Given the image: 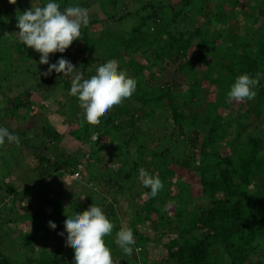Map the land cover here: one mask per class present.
Listing matches in <instances>:
<instances>
[{"label": "trees", "instance_id": "16d2710c", "mask_svg": "<svg viewBox=\"0 0 264 264\" xmlns=\"http://www.w3.org/2000/svg\"><path fill=\"white\" fill-rule=\"evenodd\" d=\"M111 1L113 2L114 0ZM209 4L212 6L213 12L210 17L213 20L219 19L224 14H227V16L219 21L215 20V22L207 17V21L210 24L209 29L205 26L190 27L175 35L168 30V27L164 26L166 23L161 22L163 16L160 11L158 12L161 7L159 9L157 7L156 9V6L148 4L140 7V10L135 9L132 12L126 11L117 15V18L120 19L124 15L138 13L142 10L143 13L139 12L141 14L140 24L132 28L128 36L117 35L114 38L115 43L112 45L113 49L112 46H105L107 49L106 56L114 58L118 57L120 51L123 53L126 51L135 53L140 48L145 51L149 50L152 54L151 59L158 67V72H163L167 68L165 71L166 75L169 74V69H172L173 73H175L178 70L181 71L190 62L204 63L202 78H193L190 82L191 88L184 95V97H192L197 94L198 88L202 87V83L205 82L209 85V89L204 91L202 95V97L207 99L206 108L200 114V118L194 119L196 113L190 115L177 110V103L178 100H181L182 95L178 88V83L176 81L174 82V74L170 76V80H157V77L153 76V74L148 75V79L154 78L153 82H156V84L148 87L147 91L141 92L140 83L144 85L146 83V80L142 81L139 79V74L143 66L137 63L134 60V56L131 55L124 62V65L133 70V74L129 77L137 81V88L134 94L121 105L111 109L106 116L101 117L100 124L95 126L89 125L84 117L82 120H77L72 129L68 131V134L70 133L81 139L84 138L81 136L87 138L90 134H95V144L97 146L101 145L100 138L105 137L108 138L107 140L111 138L112 140L110 139L108 144L105 143L103 145L115 144L113 145L115 148H120L127 155H130L127 146L134 145L132 150L134 158L142 154L144 148L147 154L146 157L152 165L154 176L158 175L163 181V185L170 184V181L167 180L168 177H174V175L184 177L186 186H188L186 197H188L190 203L189 206L176 210L173 213L174 219L172 221L175 223V226L177 225L180 235L178 237L168 238L162 242L153 240L151 235H161V229L171 221H167L165 218V222L164 220L161 221L162 215L164 214L161 208L159 209L150 205L149 209H146V206H148L147 201L161 198V196L157 195L155 198H152L149 188H145L142 182H140L142 187H144V193L149 195H147L148 199L146 196L144 199L135 198V203L138 205V210L143 212V219L151 221L153 218L150 213L152 212L156 224L143 231L140 227L141 217L138 213L135 216L133 224L128 228L132 229L135 238V244L132 247L143 246L144 248H142L143 253H141V257L147 254L150 249H153L155 256L157 255L156 261L150 264H221V260L226 261L227 263L225 264H245L255 252L258 241L261 240L264 245V139L255 131H251L246 133L242 143H238L237 137L241 125L237 124L234 132L229 135L226 132V127L230 120H228L227 124L222 123L220 121L221 115L218 113L219 108L222 113L229 109L231 101L227 93L230 91L237 76L247 73L255 78L256 74L260 72L259 65L264 57V45L259 40L261 38L248 39L237 35L236 43H233V47V44L231 46L226 45L222 49H216L214 47L218 31L217 27L223 20L224 22L230 20L237 23L238 29L243 30L247 28L246 25L249 23L250 25L254 24L256 18L249 12L252 6L249 4V0H175L174 4L164 7L170 13L169 23L178 20L179 14L188 16L193 22L194 16H198L204 12L206 7H210ZM44 5L46 4L40 1L37 6ZM8 6H16L23 13V0H17L16 4L9 3ZM237 6H239L241 12L235 13L234 19L231 20V17L229 18L230 12L228 11ZM6 7L3 9L0 7V34L4 30H7V28L10 29L12 27L8 24L9 21L6 22V19L3 18V15L7 12ZM258 11L263 16L261 5H258ZM204 17L206 18V16ZM144 25H147L146 29L141 30ZM87 27H82V44L77 48V51L86 58L80 59L82 67L96 60H105L98 51V45L101 43L96 42V39L89 36ZM191 47H194L192 52L189 51ZM2 49H5V47L0 44V50ZM11 49L13 52L16 50L15 52L17 53L11 56L7 54L9 60L5 62L7 63L6 65L3 63L5 72L0 73V90H3L2 81L5 78V74L9 78L13 71L6 69L14 64L16 60L21 61L22 57L28 54L27 49H29V52L33 50L27 48V46L17 39ZM6 50H9V48ZM204 50L209 51L207 53L205 52V54H210L211 56L215 53V55L205 61L202 56ZM2 57L3 55H0V59ZM184 59L189 60H187V63H184L185 61H181ZM35 65H39L37 70L26 69L24 73L25 75L30 74L34 78L38 75V78H35V85L30 86L23 83V89L14 94L10 100L5 96L4 101L6 104L4 107H0V116H4L7 113L15 114V112L21 111L22 115L25 113L29 118H33L37 112V107L31 102V95L38 90L48 91V89L54 88L60 82V78L52 73L50 75H40L42 66L46 70L48 69L45 67L46 65L40 63ZM119 69L122 70L121 67ZM260 78L264 81V77L261 76ZM258 85V94L264 100V87L261 86L260 80ZM210 87L213 88L210 89ZM62 88L70 93V87L65 88L63 84ZM3 96V91H1L0 97ZM73 98L79 103L77 97L73 96ZM260 98L257 97L255 99L254 106L261 104L262 101ZM163 100L175 121L173 127L179 125L178 128L181 129V122H186L188 119L195 120L198 124V128H191L184 135V145L191 149L193 154H197L200 157L207 154L213 156L219 155V161L215 164L216 171L208 177L205 174L209 171L211 172L210 168H205L200 165L199 169H189L184 165H178L171 160H167L166 154L168 148L165 147L162 150H157L156 141H149L148 145L144 147L135 145L132 132L134 129H137V121L143 120L150 122L155 112L163 107ZM135 104H138V106ZM61 106L65 107V114L70 113L71 108L68 107L66 102L61 103ZM80 111L84 116L82 108ZM2 127L7 128L9 132L15 134L7 125H3ZM77 133L80 136H77ZM125 134H127L126 138ZM38 137H48L57 140L61 136L60 133L53 129L50 123L45 122L40 128ZM44 142L45 140L42 139L41 143L44 144ZM5 143H8L7 140ZM117 143L119 144L117 145ZM217 144H221L220 150L217 149ZM20 145H23V147L32 146L29 145L28 138L20 140ZM30 155L36 157L40 168L41 164L46 165V168L40 169L41 177L46 173L48 166H53L57 170L61 168L66 169L70 172L75 171L76 168L75 166L69 167L65 160L59 162L53 159L50 160L45 155L40 154L39 151ZM130 164L135 172V176L138 175L139 171L133 159H131ZM142 165L146 166V160H143ZM194 173L196 174L195 177ZM193 177L194 179H192ZM104 182L111 184L108 178ZM106 187L109 188V186ZM116 187L122 190L121 187L117 185ZM4 191L7 194L11 193V190L6 187ZM106 191L109 193L108 189H105ZM12 195L13 199L16 198L15 193H12ZM173 195L175 197L180 196L179 190ZM196 198H203L205 202L195 205L193 201ZM112 199H115V195H112ZM98 203L96 205L102 208L107 217H111L110 219L112 221L117 222L116 207L112 203L106 205L101 202ZM92 204L95 203H89L88 206ZM42 207L47 209L48 202H44ZM24 208L29 209V204L25 205ZM2 209L3 207L0 210V218L3 216L10 218L7 216V212L3 213ZM39 211V214L43 217V210L40 209ZM19 216L17 214L14 218L4 222H6L5 224L9 222L14 224L19 219ZM24 218L25 216L21 217V220ZM0 223L3 224V220H0ZM31 228L28 231L22 230L20 232L21 234L15 238V240L18 239L19 241L16 240L17 243L27 251V255L25 256L27 258L22 257L25 264H74V249L70 247V250H67L66 244L63 242L57 245L53 244L55 251H48V254L44 253V250H35L34 245L36 242L31 235L26 234L27 232L29 234L33 232ZM118 231V226H115L113 228L114 233L109 235L111 247L118 246L115 243V239H112L113 234L116 237ZM59 233H64V235H60ZM2 234L4 236V233ZM44 237L48 238V243H53L54 239H64L67 237V233L62 224L56 227L55 230L48 226V235H44ZM36 246L39 247L42 245L40 243V245ZM214 249L216 253L212 255L211 252ZM137 256L139 254L133 252L131 258L138 261ZM14 258L13 250L11 252L8 251L6 246L3 247L0 243V264H18V261ZM261 261L262 259H258L253 263L260 264ZM119 264H127V262Z\"/></svg>", "mask_w": 264, "mask_h": 264}, {"label": "rangeland", "instance_id": "374dc122", "mask_svg": "<svg viewBox=\"0 0 264 264\" xmlns=\"http://www.w3.org/2000/svg\"><path fill=\"white\" fill-rule=\"evenodd\" d=\"M40 1L44 4L49 2V0H23V12L32 7H37ZM53 2L60 4L61 11L68 5H80L88 9L90 22L87 31L90 37L96 39V42L101 43L98 45V51L105 60H96L82 67L80 59L84 57L77 51V48L82 44V40L78 39L74 41L64 53L50 54V64L56 63L60 58H65L75 66V71L70 76H64L63 73L58 74L53 71L52 74L60 78V82L57 83V86L48 89V91L38 90L31 95V102L37 107V112L34 117L29 118L25 113L22 115L21 111H17L15 114L7 113L4 116H0V127L7 125V127H10L11 130L15 132L14 135L19 136L20 140L28 138L29 145H32L31 147H23V145L20 144L17 146L16 144L5 143L3 146H0V210L1 207H3V213L7 212V216L10 217L7 218L3 216L0 220H3V224H5L6 222L4 221L14 218L17 214L20 215L19 219L14 224L9 222L3 225L0 223V243L3 247L6 246L8 251L11 252L13 250L14 259L18 261V264H25L22 257L27 255V251L17 243L18 239H16L17 241L15 240V238L21 234L20 232L22 230L28 231L32 227L31 229L33 232L31 234L27 232L26 234L31 235L36 242L34 245L35 250H44L46 254H48V251L54 252V245L60 244L61 242L66 244L67 237L64 239L57 238L53 240V243H48V238L44 237V235H48V222L53 221L57 227L61 226V224L64 225L67 215L71 216L77 212L87 210L89 203L92 202H94L95 205L99 204L98 202L104 205L112 203L113 206L116 207L117 217H115L117 218V222L112 221L110 219L111 217L108 218L114 224V227L118 226L119 230L122 227H130L138 213L141 217L140 227L143 231L156 224L152 212L150 215L153 219L151 221L144 220L143 212L138 210V205L135 203L137 198L144 199L146 195L144 193V187L140 184L142 180L139 174L135 176V172L131 168V159L135 161L138 171L143 167L149 175L154 176L152 165L146 157L147 154L144 148V152L134 158L132 155L134 145L127 146L130 152V155H127L124 151L120 150V148H115V146H113L115 144L111 145L110 143V145H103L105 143L108 144L111 138L109 140L105 137L100 138L101 145L97 146L95 144V134H90L87 138L81 136L84 137L83 139L70 133L68 134V131L72 129L75 122L77 120H82L84 116L80 111L81 107L79 103L76 102L73 96L70 95L66 89L62 88V86L64 84L65 88H71L72 80L77 74L81 75L83 79H90L91 76L96 74L98 66L111 59L117 60L119 67H121L122 70H126L128 76H131L133 70L124 65V62L132 55L134 56V60L143 66L139 74V79L142 81L146 80V83L145 85L140 83L141 92L147 91L148 87L156 84V82H153L154 78L148 79V75L153 74V76L157 77V80H170V76L174 74V82L176 81L178 83V88L180 89L182 97H184L185 93L191 88L190 82L193 78H202L204 63L189 61L190 63L184 66L181 71L178 70V72L173 73V70L169 69V74L166 75L165 71L167 68L163 70V72H158V67L151 59L152 54L149 50L145 51L140 48L135 53L133 52L134 54L129 51L125 53L120 51L118 57H107V49L105 46L111 47L115 43L114 38L117 35L128 36L131 29L140 24L141 14L139 12L143 13V11L141 10L138 13L124 15L120 19L117 18V15L126 11L132 12L135 9L140 10V7L148 4L156 6V9L157 7L158 9L161 7L160 10H158L163 16L162 19L160 18L161 22L166 23L164 26L168 27V30L174 35L190 27L205 26L209 29L210 24L209 21H207V17L213 22L216 20L210 17L213 11L211 4H209L210 7H206L204 12L198 16H194L193 22L188 16L186 17L179 14L178 20L169 23L170 13L164 6L174 4L175 0H114L113 2L111 0H53ZM249 4L252 6L249 12L256 18L254 24L250 25L249 23L246 25L247 28L243 30L238 29L237 23L230 20L224 22L223 20L217 27V37L214 42V47L216 49H222L226 45L231 46L233 43L235 44L237 35L248 39L256 37L258 39L261 38L259 40L264 45V0H249ZM8 5L9 0H0L1 9L7 6V12L3 15V18L6 19V22L9 21L8 24L12 26L10 29L7 28V30H4L0 34V44L5 47V49L0 50V55H3L2 59H0V73L5 72L3 63L6 65L7 63L5 62L9 60V56L17 53L15 52L16 50L13 52L11 48L15 40H19L17 17H19L22 12H20L16 6L9 7ZM258 5L262 6L263 16L259 14ZM228 12H230L229 18L231 17V20H233L235 13H240L241 9L237 6L230 9ZM204 16H206V18ZM226 16L227 14H224L217 20L219 21ZM146 26H142L141 30H145ZM8 48L9 50H6ZM193 48L194 47H191L189 51L192 52ZM31 51L32 52H29V49H27L28 54L22 57L21 61L16 60L14 64L6 69L13 70L9 78L6 77V74L5 78L2 76L4 78L2 81L3 90H0V92L3 91L4 96L0 97V107H4L6 104L4 101L5 96L10 100L14 94L23 89V83L30 86L35 85V78H38V75L34 78L30 74H24L26 69L37 70L39 66L35 64L39 63L40 54L35 50ZM205 52L207 53L209 51L204 50L202 56L205 61L211 59V56L213 57L215 55L214 53L210 56V54H205ZM187 60L189 59L181 61L187 63ZM45 67L48 68L49 65ZM259 70L261 76L264 77V57L259 65ZM46 71L47 70L42 66L40 75H44ZM259 80L260 84H262L261 86L264 87V81H262L261 78ZM201 86V88H198L197 94L192 97H181V100H178V111L190 115L196 113L194 119L201 117L200 114L203 113L206 108L207 99L202 97V95L204 91L209 89V85L204 82ZM211 88L213 87H210V89ZM254 90L257 95L253 100L243 103L231 101L229 109L223 113L220 108L218 109V113L221 115L220 121L222 123L227 124L228 120H230L226 127V132L229 133V135L234 132L237 124L241 125L237 137L238 143H242L246 133L251 131H255L264 139V100L261 99L260 94H258L259 85H257ZM257 97H259L262 102L258 106H254ZM208 101H210V99H208ZM63 102H66L68 107L71 108V111H69L70 113L65 114V107L61 106ZM135 105L138 106V104ZM162 106V108L155 112L150 122L143 120L137 121V129H134L132 132L135 145L144 147L148 145L149 141H156L157 150H162L165 147L168 148L166 154L167 160H171L178 165H184L189 169H199L200 165L205 168H210L211 172H207L205 174L206 177L215 172V164L219 161V155L213 156L207 154L200 157L197 154H193L191 149L184 145V135L191 128H196L198 126L196 121L188 119L186 122H181V129L178 128L179 125L173 127L175 121L164 100L162 101ZM45 122L50 123L53 129L60 133L61 137L59 139L53 140L48 137H38L40 128ZM77 136L80 135L77 133ZM126 137L127 134H125V138ZM42 139L45 140L44 144L41 143ZM118 144L119 143H117V145ZM217 145V149L220 150L221 144ZM37 151L50 160L53 159L57 162L65 160L69 167H76L75 171L70 172L62 168L57 170L53 166H48L46 173L41 177L40 169L46 168V165L41 164L40 168V164H38L39 162L36 157L30 155ZM143 160H146V166L142 165ZM195 176L196 174L194 173V177ZM194 177L192 179H194ZM106 178L111 181V184H106L104 182ZM167 180L170 181V184L164 185L163 189L159 192L160 194L158 193L161 198L147 201L148 206H146V209H149L150 205L159 209L167 207V210L163 212L165 215H162L161 221L164 220L165 222L166 219L171 222L161 229V235H151V238L157 242H162L168 238H174L180 235L177 225L175 226V223L172 222L174 219L173 213L179 208L189 206L190 203V200L186 197L188 186H186L187 184L184 177L174 175V177H168ZM116 185L121 187L122 190H119ZM106 186H109V188ZM5 187L10 189L11 193H5ZM105 189H108L109 193H107V191L105 192ZM178 190L180 196L175 197L173 194ZM149 191L151 192L150 188ZM12 193L16 194V198L13 199ZM111 194L115 195V199H112ZM146 197L148 199V196ZM44 202H48L47 209L42 207ZM204 202L205 199L203 198H196L193 201L195 205ZM28 204L29 209H25L24 206ZM40 209L43 210L44 218L39 214ZM23 216H25V218L21 220ZM2 233H4V236H2ZM112 233L114 232L112 231ZM112 239H116L114 234ZM40 243L42 246L37 247L36 245H40ZM105 243L110 248L114 260H118L119 263L150 264L157 259V255L155 256L153 249H150L147 254L141 257L140 255L143 253L142 250L144 249L143 246H134L133 252L139 254V256L136 257L138 261H135L131 258V255H125L119 246L111 247L109 236L105 237ZM66 249L70 250V247L66 246ZM136 249H139V251H136ZM215 249L212 250V255L216 253ZM258 259H262L260 264H264V245L261 240L258 241L255 252L245 264H254L253 262ZM225 263L227 262L221 260V264Z\"/></svg>", "mask_w": 264, "mask_h": 264}, {"label": "clouds", "instance_id": "9594fccd", "mask_svg": "<svg viewBox=\"0 0 264 264\" xmlns=\"http://www.w3.org/2000/svg\"><path fill=\"white\" fill-rule=\"evenodd\" d=\"M16 2L17 0H9L11 4ZM17 19L19 40L27 48L40 54V64L49 65L44 75L55 71L70 76L75 71V66L69 60L60 58L56 63L50 64L49 57L50 54L64 53L74 41L81 39L82 27H87L90 22L88 9L80 5H68L61 11L59 3L49 0L44 6L24 11ZM260 76L259 72L255 78L247 73L237 76L227 93L229 100L241 103L253 100L257 95L254 89L259 84ZM136 88V79L129 77L126 70H120L118 61L111 59L98 66L96 74L90 79H83L77 74L72 80L69 94L78 98L87 123L95 126L100 124L101 117L130 98ZM6 140L17 146L20 144L19 136L0 127V146ZM139 176L143 186L151 189L152 198L164 187L158 175H149L143 167L139 169ZM166 210L167 207L162 209ZM48 225L53 230L57 227L53 221H49ZM113 228L114 224L102 208L95 204L90 205L87 210L67 215L64 221L66 246L74 249V264H119L118 260H114L104 239L112 234ZM115 243L125 255H132V246L135 244L132 229L122 227L116 234Z\"/></svg>", "mask_w": 264, "mask_h": 264}]
</instances>
